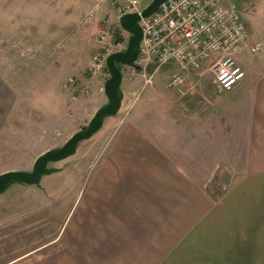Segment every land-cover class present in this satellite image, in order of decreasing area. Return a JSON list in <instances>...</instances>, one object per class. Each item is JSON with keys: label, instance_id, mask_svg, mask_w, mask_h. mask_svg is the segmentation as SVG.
I'll return each mask as SVG.
<instances>
[{"label": "crops", "instance_id": "1", "mask_svg": "<svg viewBox=\"0 0 264 264\" xmlns=\"http://www.w3.org/2000/svg\"><path fill=\"white\" fill-rule=\"evenodd\" d=\"M245 53V76L230 91L206 69L185 75L193 89L183 96L148 88L107 129L84 185L53 203L57 235L4 264H205L220 250L263 262L264 50L257 67ZM222 165L229 176L218 191Z\"/></svg>", "mask_w": 264, "mask_h": 264}, {"label": "rangeland", "instance_id": "2", "mask_svg": "<svg viewBox=\"0 0 264 264\" xmlns=\"http://www.w3.org/2000/svg\"><path fill=\"white\" fill-rule=\"evenodd\" d=\"M150 1L141 0V9ZM221 1L242 15L252 43H262L256 53L243 54V63L248 60L257 67L264 50L260 40L264 34V0ZM107 5L109 0L85 5L68 0H0V174L30 172L40 154L60 148L106 104L103 74L109 78L107 70L95 76L87 73L98 46V31L107 28L109 42H120L124 49L129 38L118 26L113 9L110 7L112 14L108 9L103 11ZM93 11L94 19L83 23ZM122 70L124 96L118 115L104 120L101 129L80 143L73 156L48 164L58 171L44 176L40 187L14 184L0 195V264L57 235L62 215L52 210L53 203L67 204L68 188L84 185L101 153L107 129L129 113L148 88L162 94L170 92L167 84L176 74H163L161 67L150 75L152 83L145 85L138 72L132 73L128 67ZM69 79L74 80L72 86ZM228 176L222 165L212 189L224 191ZM206 255L214 257L206 258L205 264H264L259 257L246 260L242 254L221 250Z\"/></svg>", "mask_w": 264, "mask_h": 264}, {"label": "built area", "instance_id": "3", "mask_svg": "<svg viewBox=\"0 0 264 264\" xmlns=\"http://www.w3.org/2000/svg\"><path fill=\"white\" fill-rule=\"evenodd\" d=\"M109 1L117 15L140 12L141 0ZM94 17L95 12H90L83 21L90 23ZM140 25L141 49L132 73L138 72L147 85L162 66L174 65L178 72L167 87L180 96L193 89L191 86L182 89L185 75L189 71L203 75L204 64L215 88L230 91L245 76L237 56L243 51L254 54L262 47L250 44L251 36L239 12L221 5L219 0H167L149 18L142 19ZM97 41L99 47L88 66L91 76L103 71L110 53L124 47L120 42L111 44L104 27L99 29Z\"/></svg>", "mask_w": 264, "mask_h": 264}, {"label": "water", "instance_id": "4", "mask_svg": "<svg viewBox=\"0 0 264 264\" xmlns=\"http://www.w3.org/2000/svg\"><path fill=\"white\" fill-rule=\"evenodd\" d=\"M165 1L151 0L139 14L129 13L118 18V26L122 31L129 34V38L124 51L110 54L106 58V68L109 72V78L105 81L103 88L107 100L106 104L95 111L83 130L74 133L60 148L47 150L40 154L35 159L30 172L8 171L0 174V195L5 193L14 184L40 187L41 179L44 176L58 171L55 167H48V164H56L73 156L80 143L89 140L101 129L105 119L117 116L123 100L120 89L122 72L117 65H133L139 54L142 40L140 21L150 17L157 7Z\"/></svg>", "mask_w": 264, "mask_h": 264}, {"label": "bare ground", "instance_id": "5", "mask_svg": "<svg viewBox=\"0 0 264 264\" xmlns=\"http://www.w3.org/2000/svg\"><path fill=\"white\" fill-rule=\"evenodd\" d=\"M167 1V0H166ZM220 1V3H221V5H223V6H225L224 4H223V2L221 1V0H219ZM141 2V1H140ZM151 2V1H150ZM110 7L113 9V11H114V13H115V15H116V21L118 20V18L120 17V16H122V15H124V14H122V15H117V13L115 12V10H114V8L112 7V5H111V2H110ZM228 7H232L233 9H235V7L234 6H232V5H228ZM158 8V7H157ZM141 7H140V12H141ZM157 10V9H156ZM236 10V9H235ZM237 11V10H236ZM93 12H95V11H93ZM139 12V13H140ZM156 12V11H155ZM154 12V13H155ZM132 13H136V12H132ZM138 13V14H139ZM153 13V14H154ZM125 14H129V13H125ZM95 15H96V12H95ZM149 18V17H148ZM241 18H242V15H241ZM147 19V18H146ZM243 20V19H242ZM141 22V21H140ZM83 23H84V21H83ZM140 27H141V25H140ZM142 29V28H141ZM108 30V29H107ZM250 34V33H249ZM109 36H110V33H109V30H108V41H109ZM250 36H251V34H250ZM128 41V40H127ZM141 42H142V40H141ZM97 44H98V46H97V48L99 47V43H98V41H97ZM250 44L251 45H254L253 43H252V36H251V39H250ZM261 45H262V43H260ZM256 45V44H255ZM126 46H127V44H126ZM263 46V45H262ZM97 48H96V50H97ZM262 48V47H261ZM260 48V49H261ZM126 49V48H125ZM124 49V47H123V49L122 50H119V51H115V52H112V53H110V54H113V53H116V52H122V51H124L125 50ZM140 49H141V44H140ZM95 50V51H96ZM243 52H246V53H248L247 51H243ZM139 53H140V51H139ZM242 53V52H241ZM240 53V54H241ZM109 54V55H110ZM248 54H251V53H248ZM108 55V56H109ZM139 55V54H138ZM107 56V57H108ZM239 56V55H238ZM238 56H237V59H238ZM92 57V56H91ZM137 58H138V56H137ZM137 58H136V60H137ZM136 60H135V62H136ZM90 61V60H89ZM135 62L133 63V65L132 66H121V69H120V71L122 72V79H123V70H122V67H128L129 69H132L134 66H135ZM238 62H239V60H238ZM239 64H240V62H239ZM88 66H89V64H88ZM167 66H169V65H167ZM174 66V65H173ZM240 66H241V64H240ZM162 67H165V66H162ZM176 67V66H175ZM177 68V67H176ZM203 69H208V67L204 64L203 66H202V69L201 70H203ZM104 70H105V72H106V70H107V68H106V59H105V63H104V69H103V71L102 72H104ZM107 72H108V70H107ZM178 72V71H177ZM177 72H175V73H177ZM87 73H89L88 72V68H87ZM108 74H109V72H108ZM174 74V73H173ZM172 74V75H173ZM90 75V74H89ZM105 74H103V76H104ZM91 76V75H90ZM106 76V75H105ZM108 78H107V76H106V78H105V80H107ZM70 80H72V83H70L69 81ZM68 83H69V85L70 86H72L73 84H74V80L73 79H69L68 80ZM122 83V82H121ZM103 88H104V86H103ZM170 89V88H169ZM182 89L184 90L185 88L182 86ZM170 90H173V89H170ZM175 91V90H174ZM176 92V91H175ZM104 93V92H103ZM178 94V93H177ZM105 96V95H104ZM122 105V104H121Z\"/></svg>", "mask_w": 264, "mask_h": 264}, {"label": "trees", "instance_id": "6", "mask_svg": "<svg viewBox=\"0 0 264 264\" xmlns=\"http://www.w3.org/2000/svg\"><path fill=\"white\" fill-rule=\"evenodd\" d=\"M117 67H118L119 69H121V66H120V65H117Z\"/></svg>", "mask_w": 264, "mask_h": 264}]
</instances>
